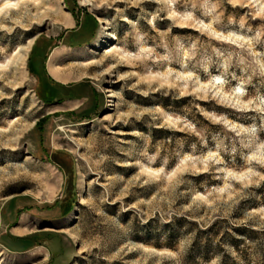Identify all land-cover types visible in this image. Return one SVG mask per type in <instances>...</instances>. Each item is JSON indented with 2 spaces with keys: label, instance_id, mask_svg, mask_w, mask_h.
Here are the masks:
<instances>
[{
  "label": "rangeland",
  "instance_id": "rangeland-1",
  "mask_svg": "<svg viewBox=\"0 0 264 264\" xmlns=\"http://www.w3.org/2000/svg\"><path fill=\"white\" fill-rule=\"evenodd\" d=\"M66 18L94 32L69 85L48 72ZM23 216L63 264H185L191 223L264 230V0H0V264L39 260L2 241Z\"/></svg>",
  "mask_w": 264,
  "mask_h": 264
},
{
  "label": "crops",
  "instance_id": "crops-1",
  "mask_svg": "<svg viewBox=\"0 0 264 264\" xmlns=\"http://www.w3.org/2000/svg\"><path fill=\"white\" fill-rule=\"evenodd\" d=\"M87 20L89 19H86V21ZM64 25L70 26V28L74 30L70 34H67L64 39L58 43L57 48L54 51L55 55L52 56V59L48 64V72L58 83L69 85L78 81V74L76 75L74 72H72L70 70V66L74 63H78L76 61L81 63L80 60L82 59V52L84 51L85 46L92 43L94 32H91L90 34L91 29H84L85 23L83 28L82 22L80 26H78V23L76 24L72 19L69 21L68 18H66ZM77 57L80 60H77ZM84 65L85 64H83V66ZM26 217L27 216H23L20 224L24 226L23 228L17 227L12 231V235L7 234L2 238V241L11 249L8 251L16 254L21 253V256L30 258V260L39 259L37 262H29L30 264H43L47 261H50L51 258L52 260L57 259V264H63L64 261L68 260L66 259L69 256L67 255L68 253L66 254V248L69 249V247H66L64 243L62 244L64 253L60 250L50 248L49 245H47L49 251L44 250L43 247H37L34 249L30 248L34 245L33 243L35 240L27 237L36 233L39 234L41 233L40 230L45 228H41L40 230L34 232H32L33 230L29 229L28 232H26V225H30V223L35 222H43L42 219L37 218L33 219V221H30V218L28 217V219H26ZM18 229L21 230L18 231ZM57 234L60 233L57 232ZM60 237H62L61 234L57 238ZM69 253L72 252L69 251ZM70 256L73 257L72 254H70Z\"/></svg>",
  "mask_w": 264,
  "mask_h": 264
},
{
  "label": "trees",
  "instance_id": "trees-1",
  "mask_svg": "<svg viewBox=\"0 0 264 264\" xmlns=\"http://www.w3.org/2000/svg\"><path fill=\"white\" fill-rule=\"evenodd\" d=\"M46 102L51 101L46 99ZM179 222L183 223L185 220L180 219ZM224 224L223 222H216L210 227L200 230L197 228L198 224H190L191 228L189 230H195L196 235L185 258V264H197L196 256H199L203 260H212L223 252L227 253L226 247L236 254V258L231 259L232 264H239L237 262L238 258L242 259L243 264H261L258 261H252L251 258L253 254L261 256V258L264 257V250L261 249L264 230L258 231L250 226H232L228 227L227 230ZM176 240L177 238L173 234L170 235L165 245L156 246L177 251ZM251 250L253 253L250 252Z\"/></svg>",
  "mask_w": 264,
  "mask_h": 264
},
{
  "label": "bare ground",
  "instance_id": "bare-ground-1",
  "mask_svg": "<svg viewBox=\"0 0 264 264\" xmlns=\"http://www.w3.org/2000/svg\"><path fill=\"white\" fill-rule=\"evenodd\" d=\"M102 23L105 25V22L104 21H102ZM106 30H109L107 27L106 28H104V31H106ZM107 35L105 36V38L101 41V46H98L99 48L100 47H107V49L108 50H106L107 52L106 53H111L112 52V50L113 49H110V48H108V40H107ZM114 37V36H113ZM112 37V38H113ZM110 39H111V36H110ZM32 48H33V46L31 45L29 48H28V50H27V52H26V58H28L29 57V55L31 54V52H32ZM107 92H110V91H107ZM110 97H114V95H112V96H110ZM82 204H85V200H83V202H82ZM82 252V251H81Z\"/></svg>",
  "mask_w": 264,
  "mask_h": 264
}]
</instances>
